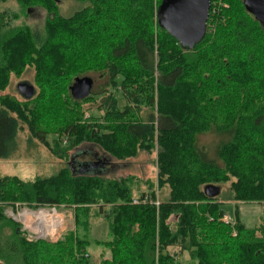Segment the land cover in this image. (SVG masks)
<instances>
[{"label": "trees", "instance_id": "1", "mask_svg": "<svg viewBox=\"0 0 264 264\" xmlns=\"http://www.w3.org/2000/svg\"><path fill=\"white\" fill-rule=\"evenodd\" d=\"M18 1L32 10L36 4L48 7L53 0ZM88 1L91 7L71 17L54 13L44 32L11 27L0 15V90L7 85L6 72L16 59L29 53L35 59L32 53H36L45 82L61 78L68 68H80L66 90L77 105L93 96L94 90L84 99H75L69 94L70 84L88 75L86 68L96 63L94 70L107 77L98 93L113 89L102 104L112 123L102 127L87 123L80 129L66 123L61 135L68 133L69 148L87 140L119 159L135 155L138 147L152 150L158 145L159 187L169 186V198L157 205L156 191L134 196L131 180L92 172L96 164L100 169L109 164L108 158L81 162L78 169L70 164L67 171L34 180L0 174V264H53L55 260L41 250L57 259V250L40 246L45 241L27 239L21 223L7 214L8 207L20 203L39 208L69 201L96 204L98 213L110 219V238L98 242L110 251V257L99 264H182L169 251L174 246L188 251L192 264H264V228L257 235V230L240 223H225L219 201L222 191L215 197L205 193L206 185L235 176L225 200H264V25L242 0H225L228 6L220 9L225 20L217 26L212 48L199 53L196 49L211 39V14L203 39L190 48L160 24L162 0ZM97 4L108 6L111 12L94 9ZM58 28L63 29L57 34ZM63 31L67 34L61 35ZM56 35L58 39L75 37L77 43L81 40L84 50L76 57L77 51L67 47L69 51L62 53L59 47L65 45L51 44L50 52L49 41ZM53 87L59 92L58 86ZM118 94L126 102L123 109L118 107ZM39 95L36 89L25 102ZM157 100V116L152 113L143 121L126 119L134 109L154 106ZM55 117H50L54 123ZM18 127L16 117L0 108V158L15 150ZM31 129L48 142L46 130L34 122ZM209 133L215 139L201 143L202 135ZM58 141L62 143L61 138ZM173 214L177 217L174 226L167 222ZM90 244L89 239H81L70 248L65 245L58 264H97L88 251Z\"/></svg>", "mask_w": 264, "mask_h": 264}, {"label": "rangeland", "instance_id": "2", "mask_svg": "<svg viewBox=\"0 0 264 264\" xmlns=\"http://www.w3.org/2000/svg\"><path fill=\"white\" fill-rule=\"evenodd\" d=\"M157 1L160 2L161 0ZM90 5L91 2L88 0H53L48 7L43 4H36L35 8L29 12L28 6H22L18 0H0V15H3L4 20L7 21L11 27H30L36 32H44L48 20L51 19L54 13L63 18L71 17L77 11L87 8V6ZM227 6L228 4L225 0L213 1L208 28L209 37H211V39H208L207 42L196 49L199 53L202 52L203 48L205 51L212 48L210 43L217 31V26L225 20V17L220 14V9ZM94 9L111 12L106 5H102L101 8H99L97 4ZM102 11L101 13H103L104 17H111L110 13ZM58 29L57 34L63 28ZM62 33L67 34L66 31L61 32V35ZM124 33L125 32L122 31L121 35ZM256 33L260 36V29H257ZM259 40L262 41V37L259 38ZM77 41L75 37L70 38L69 36H63L58 39L56 35V37H51L49 41L50 45L47 50L50 51L51 44H62L65 45L59 47L62 53H64V51H69L66 49L69 47L74 53L77 51L76 57H78V54L82 53L84 50V46L81 40L79 43H77ZM38 47L40 48L41 45H38ZM35 54L32 53L35 59L32 58L30 53L24 56L21 55L16 59L10 70L6 72L7 85L0 90V108L8 109L10 114L16 117L19 123L16 140L17 146L9 157L0 158V174L18 175L25 181L34 180L37 177L47 178L59 174L60 171H67L70 164L78 169L81 162L92 163L98 161L99 158H108L110 159L109 164L101 167V169L99 166H96L92 172H103L104 177L112 179L127 178L131 180L130 185L133 189L134 196H139L142 192L153 190L158 194V199L155 201V204L159 205L160 201H166L169 198L170 188L168 185L159 187L158 145H155L152 150L138 147L135 155L119 159L110 156L101 146L90 143L87 140H80V143L69 148L68 133L61 135L63 131L61 132L60 129H62L66 123H74L79 129L87 123H96L100 127L112 123L106 113V107L102 104L105 99L104 97L109 94V91L113 92V89L110 88L106 93H98L106 83L107 77L100 75L99 72L94 70L93 66H95L96 63L89 64L91 66L86 68L89 69L88 75L93 76L96 82L93 89V96L76 105L70 101L66 90L67 84L70 83L73 74L77 73L80 68H68L66 70L69 72L65 75L61 74V78L51 79V83L48 81L45 82ZM36 55L38 56V54ZM51 56L50 54V57ZM21 81H29L36 87L38 93H40V95L30 103H26L24 97L18 91L17 86ZM142 81L144 84H147L146 79ZM54 85L60 88L59 92L55 90L53 87ZM53 91L58 93V102L54 97ZM179 93L180 95L183 94V89H180ZM69 94H71L70 90ZM156 95H158V90L155 83V96ZM117 97L119 98L118 107L123 109L126 102L121 98L122 96L120 94H118ZM57 103L58 106L54 107ZM244 105L245 104H241V107H244ZM158 109H160V106L157 100L154 106L143 105L140 108L134 109L133 116H126V119L132 118L137 121H143L152 113L157 116ZM34 113H36V116ZM50 117H55L56 122L54 123L52 120L53 118ZM33 122L34 126L47 131L45 133L48 140L47 143H44L35 136L34 130L31 129ZM115 122L117 123L119 121ZM59 138L62 140L61 144L58 141ZM214 139L215 136L212 133L202 135L201 143L207 145ZM235 180L236 177L232 176L226 182L217 183L222 191L219 201L222 202L224 215L230 217L232 221L231 224L240 223L246 229L257 230V235H260L261 230H259V228H264V209L262 207V202L264 200H225L229 196L232 182ZM136 199H134V202ZM40 209L52 211V213L63 218L64 223L59 232L55 233V235L39 234L30 221L22 216L25 211L38 212ZM107 209L108 208H105V210ZM6 211L12 219H14V217L18 219L14 220L21 223V230L29 241L37 242L43 240L45 242H39L41 247L44 249H51L52 251L57 250V259L48 251L41 250L55 260L53 264L60 263L59 259L65 245L70 248L81 239L90 240L91 244L88 247V251L94 263L99 264L102 259L110 257V251L107 250L103 244L98 243L99 240H108L110 238L108 229L110 219L105 214L98 213L96 204L69 201L54 206L31 208L27 205H20L19 203L16 204L14 208L8 207ZM32 218H35V216H32ZM167 222L174 226L177 222V217L173 214L168 218ZM169 251L171 253H176L182 264L193 263L188 251H181L180 248L176 246L170 247Z\"/></svg>", "mask_w": 264, "mask_h": 264}, {"label": "water", "instance_id": "3", "mask_svg": "<svg viewBox=\"0 0 264 264\" xmlns=\"http://www.w3.org/2000/svg\"><path fill=\"white\" fill-rule=\"evenodd\" d=\"M243 4L246 10L264 25V0H243ZM210 8L211 0H162L158 7V18L171 35L184 46L191 48L203 39L207 31ZM94 85L92 76H78L70 85L71 95L75 99H84L91 95ZM17 88L27 99L36 93V87L29 81L19 82ZM102 165L104 166L105 162ZM220 192L219 185L205 186V193L209 197H215Z\"/></svg>", "mask_w": 264, "mask_h": 264}, {"label": "bare ground", "instance_id": "4", "mask_svg": "<svg viewBox=\"0 0 264 264\" xmlns=\"http://www.w3.org/2000/svg\"><path fill=\"white\" fill-rule=\"evenodd\" d=\"M22 216L29 220L41 235H55L64 223L61 216L45 209H40L38 212L25 211ZM32 216H35V218H32Z\"/></svg>", "mask_w": 264, "mask_h": 264}, {"label": "built area", "instance_id": "5", "mask_svg": "<svg viewBox=\"0 0 264 264\" xmlns=\"http://www.w3.org/2000/svg\"><path fill=\"white\" fill-rule=\"evenodd\" d=\"M135 202H137V200H136ZM262 207H263V209H264V201L262 202ZM6 212H7V211H6ZM14 219L18 220L16 217H14ZM222 220H223L225 223H229V224L232 223V221H231V219H230V217H229L228 215H224V217L222 218Z\"/></svg>", "mask_w": 264, "mask_h": 264}, {"label": "flooded vegetation", "instance_id": "6", "mask_svg": "<svg viewBox=\"0 0 264 264\" xmlns=\"http://www.w3.org/2000/svg\"><path fill=\"white\" fill-rule=\"evenodd\" d=\"M95 80V79H94ZM96 83V82H95Z\"/></svg>", "mask_w": 264, "mask_h": 264}, {"label": "crops", "instance_id": "7", "mask_svg": "<svg viewBox=\"0 0 264 264\" xmlns=\"http://www.w3.org/2000/svg\"><path fill=\"white\" fill-rule=\"evenodd\" d=\"M237 206V205H236Z\"/></svg>", "mask_w": 264, "mask_h": 264}]
</instances>
